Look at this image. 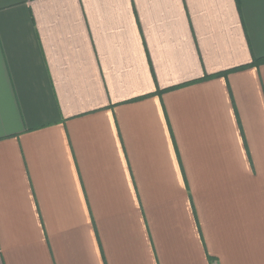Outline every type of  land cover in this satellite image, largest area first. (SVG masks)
<instances>
[{
  "label": "crops",
  "instance_id": "obj_1",
  "mask_svg": "<svg viewBox=\"0 0 264 264\" xmlns=\"http://www.w3.org/2000/svg\"><path fill=\"white\" fill-rule=\"evenodd\" d=\"M264 0H0V264H264Z\"/></svg>",
  "mask_w": 264,
  "mask_h": 264
},
{
  "label": "trees",
  "instance_id": "obj_2",
  "mask_svg": "<svg viewBox=\"0 0 264 264\" xmlns=\"http://www.w3.org/2000/svg\"><path fill=\"white\" fill-rule=\"evenodd\" d=\"M262 64H264V58L255 59L252 65L253 66H260Z\"/></svg>",
  "mask_w": 264,
  "mask_h": 264
}]
</instances>
